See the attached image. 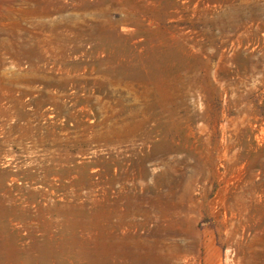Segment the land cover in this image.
Segmentation results:
<instances>
[{
	"label": "rangeland",
	"instance_id": "rangeland-1",
	"mask_svg": "<svg viewBox=\"0 0 264 264\" xmlns=\"http://www.w3.org/2000/svg\"><path fill=\"white\" fill-rule=\"evenodd\" d=\"M0 264H264V0H0Z\"/></svg>",
	"mask_w": 264,
	"mask_h": 264
},
{
	"label": "bare ground",
	"instance_id": "bare-ground-1",
	"mask_svg": "<svg viewBox=\"0 0 264 264\" xmlns=\"http://www.w3.org/2000/svg\"><path fill=\"white\" fill-rule=\"evenodd\" d=\"M60 36H61V40H60ZM59 37H53L51 40H52V43L53 44H55L56 42L58 43V41H61V42H59V43H61L62 44V46H64L67 42H68V40H67V37L65 36L64 37V35L62 34V35H60ZM50 40V41H51ZM39 42L38 43H41V42H43L44 40H43V37L42 38H40L39 40H38ZM48 42V41H47ZM56 43V44H57ZM39 46V45H38ZM49 46V45H48Z\"/></svg>",
	"mask_w": 264,
	"mask_h": 264
}]
</instances>
